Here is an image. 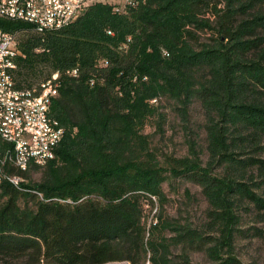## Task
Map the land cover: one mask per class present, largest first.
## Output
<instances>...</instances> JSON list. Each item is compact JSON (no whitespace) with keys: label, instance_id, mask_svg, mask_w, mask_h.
Returning a JSON list of instances; mask_svg holds the SVG:
<instances>
[{"label":"trees","instance_id":"obj_1","mask_svg":"<svg viewBox=\"0 0 264 264\" xmlns=\"http://www.w3.org/2000/svg\"><path fill=\"white\" fill-rule=\"evenodd\" d=\"M208 3L94 0L67 25L43 33L0 18V29H20L17 88L38 91L57 71L49 112L63 127L53 157L25 169L2 159L11 145L0 136L2 172L20 178L14 184L0 173V264H189L187 251H203L210 264H236L237 209L264 210L256 190L264 188V157L235 156L264 137V11L246 13L254 0H224L200 15ZM199 30L211 41L198 44ZM249 49H256L252 56ZM160 94L183 106L191 96L200 100L208 149L226 162L224 174L183 158L158 165L143 153L138 128ZM30 167H42L38 180L22 179ZM167 175L200 186L208 204L203 227L161 213ZM154 201L147 224L144 205ZM176 245L182 263L170 250Z\"/></svg>","mask_w":264,"mask_h":264},{"label":"rangeland","instance_id":"obj_2","mask_svg":"<svg viewBox=\"0 0 264 264\" xmlns=\"http://www.w3.org/2000/svg\"><path fill=\"white\" fill-rule=\"evenodd\" d=\"M105 1L122 4L125 0ZM212 4L215 7H212ZM223 4L224 0H209L207 7L200 10V15H209L213 8H222ZM253 10L264 11V0H254L252 9L246 13L249 14ZM196 34L198 44L211 41L210 32L199 30ZM260 46L264 47V40L261 41ZM255 50H247V56H252ZM148 104L150 110L139 126L138 133L143 144V153L150 161L167 166L171 158H183L186 161L197 162L216 176H221L227 171L226 162L210 155L206 109L196 96H191L184 106L178 100L163 94L149 100ZM226 139L228 140V137ZM256 142L258 145L254 147L248 142L242 145V151H237L235 156L254 155L263 158L264 137H258L254 143ZM235 150L240 149L235 148ZM41 171L42 167H30L22 179L36 181L40 178ZM247 171L248 174H252L250 177L257 178L255 169L252 171V168H248ZM0 173L5 175L1 167ZM161 189L165 196L161 207L163 215L181 226L203 227L208 221L205 214L208 204L197 183L181 176L167 175L161 182ZM256 190L264 194V188L259 187ZM144 206L145 220L148 224L158 205L154 201L152 206L150 204ZM250 207L245 205L237 209L240 217L237 226L242 230L236 232L231 252L236 264H264V210L256 211ZM252 226L259 232L254 233ZM163 232L165 235L173 233L170 229H165ZM206 232L215 234V231L210 229ZM170 250L180 263L184 262L179 258L180 246H172ZM187 256L189 264L212 263L203 251H187ZM106 264H127V262L120 260Z\"/></svg>","mask_w":264,"mask_h":264},{"label":"built area","instance_id":"obj_3","mask_svg":"<svg viewBox=\"0 0 264 264\" xmlns=\"http://www.w3.org/2000/svg\"><path fill=\"white\" fill-rule=\"evenodd\" d=\"M94 0H0V18L20 20L28 23L39 33L55 30L71 22L85 7ZM20 29H0V88H17L14 85L12 72L16 65V56L21 54L17 44V34ZM75 71L74 68H72ZM76 72V71H75ZM40 82H46V90L42 95L29 99L26 109L9 110L0 106V136L9 142L11 147L3 153L6 159L19 169L22 159L31 158L45 163L53 157L54 148L59 142L62 128H54L58 121L49 112L51 100L57 94L59 83H50V76ZM39 83V82H38ZM37 86V85H36ZM16 184L19 176H5Z\"/></svg>","mask_w":264,"mask_h":264},{"label":"bare ground","instance_id":"obj_4","mask_svg":"<svg viewBox=\"0 0 264 264\" xmlns=\"http://www.w3.org/2000/svg\"><path fill=\"white\" fill-rule=\"evenodd\" d=\"M55 72L57 71H54V73L50 76V83H51V77L55 74ZM38 84L34 88H38ZM20 90L21 89H14L11 91L10 89L0 88V106L4 105V100H5V106L9 107V110L26 109V107L29 106V99L26 98H32L35 95L44 94V91L46 90V82L41 84L40 89L38 91L35 90L24 91L27 90V88L22 89V91ZM54 128H62V127H60L58 121H54ZM31 163L41 166L43 164L31 158L22 159V166H24L25 168Z\"/></svg>","mask_w":264,"mask_h":264}]
</instances>
